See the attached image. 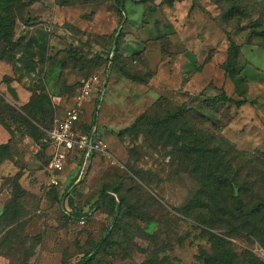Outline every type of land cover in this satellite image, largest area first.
<instances>
[{"label": "rangeland", "instance_id": "1", "mask_svg": "<svg viewBox=\"0 0 264 264\" xmlns=\"http://www.w3.org/2000/svg\"><path fill=\"white\" fill-rule=\"evenodd\" d=\"M1 49L19 54L0 61V102L22 107L9 87L46 95L42 135L78 104L84 77L108 89L81 108L83 128L95 122L107 144L76 194L86 209L104 198L84 225L46 186L41 139L0 122V264H203L213 235L237 264H264V223L228 209L232 182L245 209L264 203V0H125L123 13L114 0H23Z\"/></svg>", "mask_w": 264, "mask_h": 264}, {"label": "trees", "instance_id": "2", "mask_svg": "<svg viewBox=\"0 0 264 264\" xmlns=\"http://www.w3.org/2000/svg\"><path fill=\"white\" fill-rule=\"evenodd\" d=\"M142 1L144 3L148 2V0H142ZM114 2H115V6L117 7L118 11L120 13H123L125 11V0H114ZM22 6H23V0H0V61L13 62L15 61L16 56L19 54L17 51L16 52L8 51L5 49L2 50L1 45L4 41H12L14 39L15 24H16V21L18 19L20 12L22 11ZM231 52H233V59L236 60L238 58V48L233 46L231 48ZM114 59H115L114 56L108 59V63L110 64V66L114 65ZM233 68H234V65H232L231 63V67L229 66L228 69L230 70ZM88 78L90 77H84V79L81 81L80 89L83 86V81L87 80ZM221 100L226 101V102L235 103L238 107H241L243 104L240 101H234L233 99L227 97L225 94L221 95ZM51 109H52V102L49 100V98L46 95H44L43 93L35 95V93H33L29 102L20 108L15 107L11 104L0 102V122L5 124V122L7 121L6 119H8L14 124V126L16 127V130L19 133L22 132L23 134L24 133L23 130L26 129L28 131V135L32 139L40 140L43 138L44 134L43 135L41 134V131L38 128V125L40 124L42 126H45V118L48 114L52 112ZM179 112L182 113L183 112L182 109ZM178 118H179L178 113L169 115L166 118H164L159 123V125H161L165 129H169L170 124L172 122H177ZM149 121L150 120H149L148 115L144 114L140 116L132 124L130 128L126 129V131L130 132V131L140 130V127L142 126V124L144 122L146 123ZM92 124H96V123L94 122ZM53 125L50 126L47 130L51 129ZM6 128L9 131V133L12 134V128L8 125H6ZM87 129H84V130H87ZM174 133L175 132L172 131V134ZM181 133H184V129L183 131H181ZM174 136L177 137V133ZM43 147L47 152V147L45 145H43ZM214 151H217V149L214 148ZM48 164H49V156H48L47 166ZM89 170H88V173L83 183L86 181L88 177ZM219 183H220V186H218L217 188V194L221 186H228L227 181H224L222 179ZM233 184H235V182H232L230 189H232V195H231L232 202H234L235 205H233V208H231L229 204L227 203L230 214H234L235 212H237L239 216L242 217V219L247 221L248 223H251L254 221L258 223H264V203L254 205L253 207L249 209H245L246 203L243 200V198L237 197V195H235V192H233ZM50 190L54 193V196L56 197V200L61 207L63 198L65 196V191L57 190L54 188ZM77 191L78 190L74 192L75 198L69 199L68 207L71 208L72 215L75 216L76 218H79L81 215L79 213H76V211L77 209H80L81 206L79 202L77 201V196H76ZM117 192H118V189L117 191L108 192V197H107V199L110 200V209H111L110 211L114 215L120 212L122 205H124L125 203L124 197L122 196L120 197ZM103 199L104 198L101 195L97 201H94L93 203H91L92 207L95 208V212L100 210L103 204V201H104ZM213 205H215V203H211V207ZM132 206L134 207L135 205H132ZM63 214L66 218H68L64 212ZM213 238L215 240V247H214L215 251L211 255H203V264H237L235 262V255L229 250L223 238L216 236V235H213ZM251 264H259V262L253 259Z\"/></svg>", "mask_w": 264, "mask_h": 264}, {"label": "built area", "instance_id": "3", "mask_svg": "<svg viewBox=\"0 0 264 264\" xmlns=\"http://www.w3.org/2000/svg\"><path fill=\"white\" fill-rule=\"evenodd\" d=\"M106 79L95 74L83 81L77 98L78 104L69 108L62 119L56 120L41 139L49 156V164L45 169L47 187L65 191L61 208L69 220H75L82 225L95 213V208L92 204L87 209L80 207L76 213L81 216L76 218L68 207L69 199L75 198L74 192L82 187L93 159L97 154L106 152L107 144L104 143L97 124H91L87 130L83 129L81 108L94 94H98L100 100L104 99L108 89ZM71 166L74 173L65 185L68 168Z\"/></svg>", "mask_w": 264, "mask_h": 264}, {"label": "crops", "instance_id": "4", "mask_svg": "<svg viewBox=\"0 0 264 264\" xmlns=\"http://www.w3.org/2000/svg\"><path fill=\"white\" fill-rule=\"evenodd\" d=\"M9 88L14 89L15 95H12V94L11 95H12L14 101H16L18 104H20L21 106H24V105H26L29 102V100H30L29 96L25 95V97H22L15 88H12V87H9ZM64 115H65V113H64ZM101 136H102V134H101ZM68 180H70V177L69 176L66 177L65 185L68 183ZM45 184L47 186V177H46V175H45Z\"/></svg>", "mask_w": 264, "mask_h": 264}, {"label": "water", "instance_id": "5", "mask_svg": "<svg viewBox=\"0 0 264 264\" xmlns=\"http://www.w3.org/2000/svg\"><path fill=\"white\" fill-rule=\"evenodd\" d=\"M9 91H10V93H11L12 95H15V91H14V89L9 88Z\"/></svg>", "mask_w": 264, "mask_h": 264}]
</instances>
